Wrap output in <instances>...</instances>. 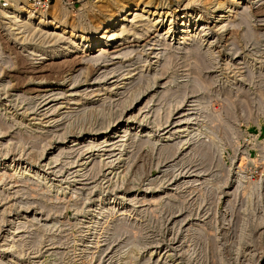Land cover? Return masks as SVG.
I'll return each mask as SVG.
<instances>
[{"label": "rangeland", "instance_id": "1", "mask_svg": "<svg viewBox=\"0 0 264 264\" xmlns=\"http://www.w3.org/2000/svg\"><path fill=\"white\" fill-rule=\"evenodd\" d=\"M97 1L47 5L77 31ZM148 1L152 32L73 53L0 17V264H264V3L180 44L150 13L187 0Z\"/></svg>", "mask_w": 264, "mask_h": 264}, {"label": "bare ground", "instance_id": "2", "mask_svg": "<svg viewBox=\"0 0 264 264\" xmlns=\"http://www.w3.org/2000/svg\"><path fill=\"white\" fill-rule=\"evenodd\" d=\"M140 1L142 2L146 0H139V1L137 0H102L98 2L99 4H96V5L93 4L94 5L93 12H92L93 14L91 13L93 16L91 17L89 21L90 24L87 30H81L80 28V29H77L76 31L75 27L71 24L72 22L71 23L67 22V19H66L67 17L65 18L63 17V14L60 15L59 13H57V10H54V7H51L52 8L51 9L47 4H45L43 5V7L38 8L34 3H31L28 0H22L18 4H14V5L9 4L7 6H3L2 8H0V15H1L0 17L3 19V22L6 26H9L10 28H16V30L18 31L21 30L24 32L23 27H25V23H21V21H17L19 19V15H22V14L25 15V18L27 19V21H30L31 19L35 18L36 15L38 14L39 16L37 18L38 19V24L36 25L37 27H33V29L39 31L40 34L37 33V35L38 34L40 36L43 35V37L52 36L50 38L52 39L55 38L57 39V41L58 40L60 41L62 37H60L59 35L44 32L43 27L50 25V26H53L55 30H58L61 27L65 28L66 26H69L71 30L69 33L70 40L66 39L67 41L69 40V46L65 49H66V53H70V52L73 53L75 49L78 51L77 48H79L80 46L84 47L86 43L97 40L98 35L100 33L105 35L103 36V41H102L103 44L101 46L106 45L110 47L111 45L109 46L107 44L111 42L124 41V40L126 41L128 40L129 36H132V35L133 37H138L140 35L143 36V34L145 33L147 34V32H149L152 28L156 29L157 26L160 25L161 21H156V20H152V22L147 21L146 19L147 17L144 18L141 15H134L133 18L129 21L126 19V16H128L129 14L133 15L132 12L130 13V11L132 10L136 11V9H139ZM151 1L152 0L146 3V7L152 4ZM180 1L181 0H178V4L180 3ZM247 1H249L250 4L252 5L257 4L259 2L261 4L264 3V0H247ZM230 4L236 7L240 4V1L187 0L186 5L184 7L182 8L178 7L175 11H173V13L168 12L170 7L168 4H166L164 8H162L160 11H157L159 7L157 5L156 8L153 10V12L150 13V15L152 17H157V18L158 17L160 18L161 16H164V17L166 16L170 18L168 21V31L166 32V35L169 33L168 36L172 37L180 44L186 43L185 42L186 40L193 41V39H197L198 37L201 39L203 37H206L208 35V30H210V23H212L213 24L212 27L215 28L214 32L218 34L220 33L223 34L224 31H227L226 34L223 36V39H226V36L228 35L229 30L231 29L230 24L232 23L229 18L230 15L228 16V14L230 13V9H228ZM112 7L113 9H111ZM187 9L188 11L182 14ZM220 9H221V12L217 13L216 15V12ZM50 10L52 11L50 12ZM163 10L165 11L163 12ZM141 13H148V12H146L144 9H141ZM201 15L203 17L205 16L207 21L205 23L201 22V25L198 27L199 33L196 35L195 32L190 29L191 28L190 25L194 21V18L200 17ZM159 18L158 20H160ZM178 19L180 20V23L178 22L179 24L175 28L174 21ZM112 20L114 21L113 23L110 22ZM125 20L128 21L129 27L122 25L125 22ZM182 27L185 28V30L184 29L180 30V28ZM138 31H139V34L137 33ZM18 33L20 34L21 32H18ZM99 52H98V57L99 55L100 57L101 55L105 56V51H101V49H99ZM116 56H119V55H116ZM92 62H94V60Z\"/></svg>", "mask_w": 264, "mask_h": 264}, {"label": "built area", "instance_id": "3", "mask_svg": "<svg viewBox=\"0 0 264 264\" xmlns=\"http://www.w3.org/2000/svg\"><path fill=\"white\" fill-rule=\"evenodd\" d=\"M11 0H0V5H3V6H7L9 5ZM33 2H35V0H32ZM36 4L37 5H44V4H50V0H37L36 1Z\"/></svg>", "mask_w": 264, "mask_h": 264}]
</instances>
